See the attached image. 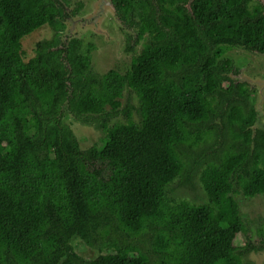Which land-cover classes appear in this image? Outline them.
<instances>
[{
  "label": "trees",
  "instance_id": "trees-1",
  "mask_svg": "<svg viewBox=\"0 0 264 264\" xmlns=\"http://www.w3.org/2000/svg\"><path fill=\"white\" fill-rule=\"evenodd\" d=\"M140 1L142 52L101 76L76 41L40 42L26 60L25 36L62 26L59 0H0V264H248L264 251V229L261 246L240 247L243 222L226 221L233 193H264V128H250L253 95L228 55L264 53L263 9ZM72 116L105 131L104 145L83 148ZM180 187L210 202L176 198Z\"/></svg>",
  "mask_w": 264,
  "mask_h": 264
},
{
  "label": "flooded vegetation",
  "instance_id": "flooded-vegetation-1",
  "mask_svg": "<svg viewBox=\"0 0 264 264\" xmlns=\"http://www.w3.org/2000/svg\"><path fill=\"white\" fill-rule=\"evenodd\" d=\"M131 1L134 0H130V2ZM145 1L149 3L158 0H145ZM193 1L194 0H188L185 4V6L189 11L192 10L191 5ZM162 2H164L165 4L166 0H161V3ZM59 3L63 9V15L55 18V21L58 20L59 23L62 24V26L56 28L50 22L43 23L36 30L47 26L53 32L50 37L39 40L36 44L37 46L40 42L49 41L54 44L52 46L53 49L64 50L70 46L71 42L76 41L77 42L76 49H79L81 55H85V56L88 55L90 57L89 66L91 70H93L98 75L99 73H97L94 70L95 68L92 59H93V52L99 50L100 46L104 47L110 43L122 44L121 52L124 53L128 52L129 54L132 53L130 65L132 64L133 60L136 57H138L142 52L143 48L137 51L138 46L141 45L142 47V45L144 44V41L137 43V39L139 37V29L136 23L140 17L139 15V11L141 10L140 0H136V3L140 5L137 8L136 7L132 8L130 11L127 10L126 0H59ZM181 3L183 4L184 2ZM249 4L251 10H254V8L258 7V8H262L264 12V0H249ZM155 16H157V14ZM36 30H34L33 32H35ZM98 36H101V39H96V37ZM145 36L148 37V34H145ZM100 40H103V43L98 42ZM248 51L255 52L259 56L263 54L253 50H248ZM113 53L115 57L116 50L112 52V54ZM260 58L263 59L262 57ZM232 60H233V70L234 71L237 70L238 75L240 74L242 75V73H244L242 77L245 78V80L237 79L236 82H245L248 84L247 88L243 91L242 97H247L248 93L253 95L251 88L253 87L252 85L257 83H252V81L263 79L264 73L263 72L251 73L250 69H248L249 65L248 66L247 64L240 65L239 59L237 57H233ZM129 67L125 69V71H122L121 68H118V65H115L114 68L109 69L106 73L112 70H116L119 73L124 74L129 69ZM231 74L234 73L232 72ZM100 75L101 76L105 75V73ZM257 87L258 90H260V86L258 84ZM254 95L256 97L255 92ZM127 98L128 97H126V101L124 105H126L127 103L128 100ZM256 102H257V98L256 101L254 102L255 107H256ZM250 128H254V123L250 126ZM177 189H183V191H185V189L182 187ZM196 203H200V202L196 201ZM243 224L246 229V232L245 230L241 232L243 233L244 238L245 239L247 238L248 241H246L240 247H246L249 242L253 246L254 245L256 247L261 246L262 243L261 233L262 230L264 229V216L262 217L261 220H259L258 225L256 224L248 225L246 221L243 222ZM254 238L255 239L257 238L258 241H255ZM251 251H256V250H250L246 254L245 260L247 259V255ZM257 252L264 253V251H257Z\"/></svg>",
  "mask_w": 264,
  "mask_h": 264
},
{
  "label": "rangeland",
  "instance_id": "rangeland-1",
  "mask_svg": "<svg viewBox=\"0 0 264 264\" xmlns=\"http://www.w3.org/2000/svg\"><path fill=\"white\" fill-rule=\"evenodd\" d=\"M52 30L49 29L47 26L42 27L41 29L36 30L35 32L25 36L22 39V47L25 50L26 53V60L32 58L36 54V44L39 40L48 38L52 35ZM96 39H101V36L96 37ZM100 43H103V40L98 41ZM141 45L138 46L137 51L141 49ZM122 44H115L110 43L106 46L99 47V50H96L93 52V65L94 70L99 74L106 73L109 69L114 68L115 65H118V68H121L122 71H125L130 66V60L132 57V53H124L121 52ZM116 50V54L114 57V52ZM228 54L233 58L237 57L239 59V64L244 65L247 64L248 69H250L251 73H264V53L259 56L255 52L248 51L243 47H233L229 48ZM106 56V57H105ZM262 57L263 59H261ZM244 75V73H242ZM242 75L238 74H231L232 77L237 81V79L241 80ZM253 92V101L257 102L259 97H257V94L259 92L257 84L252 85ZM254 92L256 94V97L254 95ZM249 95V93L247 94ZM127 99L131 101L134 105L137 104V98L134 92H132L130 89H126L124 92L123 99L121 101L125 103ZM256 102V105H257ZM108 108V107H107ZM137 114L135 113V116ZM70 123L72 124L73 130L77 137L80 139L81 144L83 148L90 147L93 145L97 146H103L106 140V132L101 130V128H95V126L83 123L80 121H77L73 116L71 119H68ZM173 186H175V183H173ZM235 199L237 200L239 212L237 214L233 213H226V221L228 223L234 222L235 220L232 218L236 217L239 218L240 221L245 222L248 225L256 224L258 225L259 220L262 219L264 216V195H254L251 197H248L242 193H233ZM173 196L176 198L192 201V202H200V203H209V199L207 195L204 193L203 188L200 187L195 195L189 194L187 191H183V189H177L173 188ZM255 239V238H254ZM248 239L244 238L243 233H239L235 244L242 245L244 244ZM255 241H258L256 238ZM76 250L78 253H80L83 256H89L94 257L96 255V252L93 250L87 248L84 244L79 243ZM248 264H264V253H259L257 251H251L247 255L246 259Z\"/></svg>",
  "mask_w": 264,
  "mask_h": 264
},
{
  "label": "water",
  "instance_id": "water-1",
  "mask_svg": "<svg viewBox=\"0 0 264 264\" xmlns=\"http://www.w3.org/2000/svg\"><path fill=\"white\" fill-rule=\"evenodd\" d=\"M242 78H243L242 80H245L244 77ZM252 83H257L260 86V90L258 94L259 99L256 105V110L258 112V115H257V120L254 124V129L257 127L264 128V78L259 79L257 81H252Z\"/></svg>",
  "mask_w": 264,
  "mask_h": 264
}]
</instances>
